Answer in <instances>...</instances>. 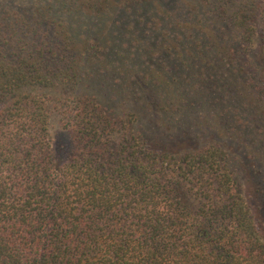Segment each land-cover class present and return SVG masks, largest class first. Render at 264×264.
Wrapping results in <instances>:
<instances>
[{
  "label": "trees",
  "instance_id": "16d2710c",
  "mask_svg": "<svg viewBox=\"0 0 264 264\" xmlns=\"http://www.w3.org/2000/svg\"><path fill=\"white\" fill-rule=\"evenodd\" d=\"M44 1L0 4V264H264V215L246 200L228 151L153 142L135 112L80 95L89 50L70 48L66 30L79 9L113 7L141 28L158 14L177 37L171 58H197L222 85L229 64L258 112L264 0H157V11L154 0ZM245 118L264 141V122Z\"/></svg>",
  "mask_w": 264,
  "mask_h": 264
},
{
  "label": "rangeland",
  "instance_id": "374dc122",
  "mask_svg": "<svg viewBox=\"0 0 264 264\" xmlns=\"http://www.w3.org/2000/svg\"><path fill=\"white\" fill-rule=\"evenodd\" d=\"M48 2L0 0V4L18 8L40 7ZM151 4L154 11L161 7L157 0ZM91 14L79 9L66 26L71 34L69 47L75 43L78 49L89 50L78 67L80 82L76 91L96 97L116 113L135 112L153 142L179 148L207 143L224 147L246 200L257 218L263 216L264 141L258 123L252 120L250 125L245 124V116L252 114L253 119L258 117L255 122H264V103L258 112L247 109L250 95L230 76L229 68L223 69L227 63L219 71L226 72L221 76L229 79L222 85L210 78V70L204 71L197 58L191 64L187 55L171 58V40L177 37L168 19L153 14L151 26L147 27L146 21V28H141L140 17L117 16L113 7L105 13ZM34 17L39 18L37 14ZM26 40L36 42L35 34ZM215 75L219 77L218 71ZM52 126L51 131L57 133L58 123Z\"/></svg>",
  "mask_w": 264,
  "mask_h": 264
}]
</instances>
